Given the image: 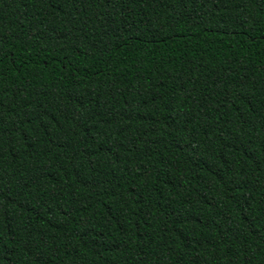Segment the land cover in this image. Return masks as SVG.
<instances>
[{
    "label": "trees",
    "instance_id": "1",
    "mask_svg": "<svg viewBox=\"0 0 264 264\" xmlns=\"http://www.w3.org/2000/svg\"><path fill=\"white\" fill-rule=\"evenodd\" d=\"M0 264H264V0H0Z\"/></svg>",
    "mask_w": 264,
    "mask_h": 264
}]
</instances>
